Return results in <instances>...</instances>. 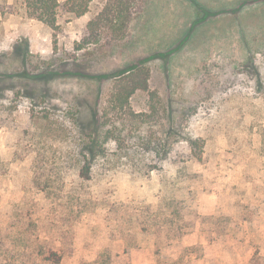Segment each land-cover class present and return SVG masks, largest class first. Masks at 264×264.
Wrapping results in <instances>:
<instances>
[{
  "label": "rangeland",
  "instance_id": "374dc122",
  "mask_svg": "<svg viewBox=\"0 0 264 264\" xmlns=\"http://www.w3.org/2000/svg\"><path fill=\"white\" fill-rule=\"evenodd\" d=\"M106 3L79 19L62 6L52 29L0 0V158L13 170L0 214L22 216L17 240L57 241L71 264L124 246L132 264H155L130 211L177 183L226 234L194 233L163 255L199 243L191 264H249L256 249L264 264V0H136L120 40L87 29ZM138 65L149 89L122 103L116 77ZM186 136L202 141L199 159ZM81 155L93 178L78 183Z\"/></svg>",
  "mask_w": 264,
  "mask_h": 264
},
{
  "label": "trees",
  "instance_id": "16d2710c",
  "mask_svg": "<svg viewBox=\"0 0 264 264\" xmlns=\"http://www.w3.org/2000/svg\"><path fill=\"white\" fill-rule=\"evenodd\" d=\"M26 17L37 22L55 28L60 7L73 18L83 17L89 9L92 0H65L61 6L58 0H22ZM137 2V7H138ZM140 4L139 9L141 10ZM136 7V0H107L100 13L87 23L90 35L100 37L109 35L114 39H123L131 23V9ZM139 10V11H140ZM135 71H138L134 73ZM116 78H123L121 87L117 91L118 100L126 103L128 98L136 90L148 91L149 71L148 68L138 65L131 67ZM130 79V81H129ZM261 133L260 157L264 159V129ZM191 147V158H200V139L186 136ZM76 174V181L83 183L90 181L92 177V165L83 155ZM13 172L9 165L0 158V198L4 192L3 179ZM165 183V182H164ZM163 183L162 188L165 186ZM131 208V221L137 226L141 234L151 236L154 239L155 264H191L186 258L187 254L199 255L201 245L196 243L191 249H184L177 258L167 257L162 254V249L172 244L181 242L183 239L196 234H206L209 243L216 242L226 234V220H220V214H200L194 205L193 191L189 187H178L177 183L169 192H165L159 200V206L151 203L136 201ZM4 206L0 204V209ZM82 207V206H80ZM82 209H80L81 211ZM113 207L107 209L108 217L113 214ZM20 214V213H19ZM82 214V213H80ZM29 225V224H28ZM52 226L53 223H50ZM24 225L22 216L15 213L0 214V264H71L68 261L70 254L57 246V241L46 245L37 236L30 240L16 239L15 233ZM120 237L125 233L118 231ZM128 248L121 250L104 248L96 252L93 259H81L76 264H132ZM191 250V251H190ZM260 256L256 249L249 264L259 263Z\"/></svg>",
  "mask_w": 264,
  "mask_h": 264
}]
</instances>
